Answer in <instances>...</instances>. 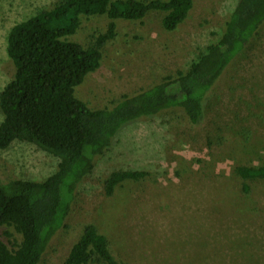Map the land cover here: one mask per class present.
<instances>
[{
    "label": "rangeland",
    "instance_id": "374dc122",
    "mask_svg": "<svg viewBox=\"0 0 264 264\" xmlns=\"http://www.w3.org/2000/svg\"><path fill=\"white\" fill-rule=\"evenodd\" d=\"M236 1L194 0L173 31L163 29L159 11L148 12L142 24L118 22L99 67L75 94L92 108L112 107L123 95L186 70L223 35ZM55 2L0 0V90L15 73L6 51L9 30ZM104 24L103 17L85 21L77 38L88 42ZM212 82L197 124L188 121L181 107H171L119 129L78 183L65 225L38 264H63L91 222L123 264H264V179H243L235 172L240 164H264V22ZM59 161L16 140L0 149V182L42 181ZM118 169L148 174L121 182L107 195L104 180ZM0 237L10 249L21 241L8 225H0Z\"/></svg>",
    "mask_w": 264,
    "mask_h": 264
},
{
    "label": "trees",
    "instance_id": "16d2710c",
    "mask_svg": "<svg viewBox=\"0 0 264 264\" xmlns=\"http://www.w3.org/2000/svg\"><path fill=\"white\" fill-rule=\"evenodd\" d=\"M194 0H56L48 9L14 24L6 51L15 73L0 90V149L16 140L60 157L57 170L42 181L17 178L0 182V225L13 226L21 241L10 249L0 237V264H38L48 243L65 225L78 183L94 159L111 145L126 123L181 107L191 124L203 114V99L214 81L243 50L264 22V0H237L224 23L223 35L186 70L163 76L151 86L123 95L112 107L92 108L75 94L95 71L103 49L115 39L120 21L142 24L150 11L162 12L164 30H175ZM105 18L82 43L85 21ZM205 59V64H204ZM243 179H264V164L235 167ZM144 170H113L104 180L112 195L125 180L138 181ZM247 188V187H245ZM123 264L95 223H87L63 264Z\"/></svg>",
    "mask_w": 264,
    "mask_h": 264
}]
</instances>
